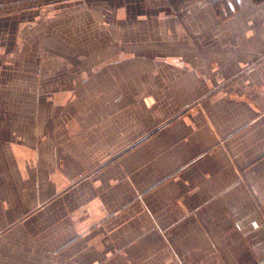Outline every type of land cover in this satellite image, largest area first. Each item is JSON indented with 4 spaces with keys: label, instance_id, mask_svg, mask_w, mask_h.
<instances>
[{
    "label": "crops",
    "instance_id": "1",
    "mask_svg": "<svg viewBox=\"0 0 264 264\" xmlns=\"http://www.w3.org/2000/svg\"><path fill=\"white\" fill-rule=\"evenodd\" d=\"M0 264H264V0H0Z\"/></svg>",
    "mask_w": 264,
    "mask_h": 264
}]
</instances>
